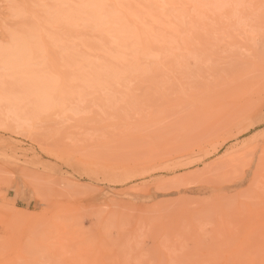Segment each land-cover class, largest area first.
Masks as SVG:
<instances>
[{
	"label": "rangeland",
	"instance_id": "374dc122",
	"mask_svg": "<svg viewBox=\"0 0 264 264\" xmlns=\"http://www.w3.org/2000/svg\"><path fill=\"white\" fill-rule=\"evenodd\" d=\"M28 1L3 3L1 46L53 21L58 0ZM112 1L131 47L46 40L74 115L0 128V264H264V0ZM151 40L165 56L147 61Z\"/></svg>",
	"mask_w": 264,
	"mask_h": 264
},
{
	"label": "bare ground",
	"instance_id": "6f19581e",
	"mask_svg": "<svg viewBox=\"0 0 264 264\" xmlns=\"http://www.w3.org/2000/svg\"><path fill=\"white\" fill-rule=\"evenodd\" d=\"M5 1L6 0H0V18L1 19L5 18V20L7 18V20H8L9 17L5 16L4 10L5 9L6 10L9 9L8 11H14L16 8H15V5H14V9H13V5L12 4H7L6 3V7L4 9L3 7L5 6V4H3V3ZM26 1H28V0H26ZM36 1L37 0H35L34 3ZM38 1L40 2V0H38ZM48 1H51V0H48ZM85 1L89 2L90 4L85 6V7H83V9H81V8L78 9L79 6H81L82 4L85 3ZM111 1L112 0H58L57 3H54V4H56L55 5V9L56 10L53 9L55 11L53 12V19H52L53 21H51V23L48 22V19L46 18L48 25H45V23L44 24L40 23L41 26L45 25L44 27H40L39 28L38 25L36 26V25L33 24L34 26H36L38 28H36V27H35L36 29H32V28L30 29L29 28V30H28V28L26 27V29L24 28V31L22 30L21 32L19 31L21 29H18L17 31H19V32L16 31L15 33L14 32L11 33L10 40H9V42L7 44L2 45V46L0 45V128L1 129L2 128L11 129L14 133H22L23 129L26 126H30L32 123H34L36 120H38L41 117L42 113H44V112L49 113L48 115L50 117H52L53 119H57V120H60V118H64V117L68 116V113H69V115H70V113H73V115H74L75 111L72 109V104H73L72 102H73V100L75 98L73 99L72 93H67L65 91L66 92V94H65V92H62V90L59 88V85L62 84L63 82L59 84V79H58L59 75L58 74L56 75L58 77L53 76L54 72L52 73V71L50 72L47 69L48 67L51 68L52 65L49 66L47 64L48 66L46 67V64H45V60L46 59L44 58V56H43L44 59L42 58V54L44 55V52L46 51V49L48 50V48L45 47L46 46V40H48L49 38L50 39L52 38V35H51L50 31H53V28H57L59 30L58 32H61L62 35H63L62 30H64V29L65 30L68 29V32H69V30H72V29H74V30L76 29V32H77V30L82 29V32H83V30H85V31H88V33H90V34H91V32L93 34L98 33V35L109 39L110 43L114 44L115 46H124V47H127V48L131 47L132 45L131 46H127V43L130 42L132 39H134L136 37V34H134L132 31H128V29H125V27H123L121 29H116L115 26L112 27L113 25H118L120 23H123V21L126 22L129 16L127 15L128 16L127 18H125V16L124 17H121V15L119 16V14L117 12V8L116 9L114 8V6H113L114 3L112 5ZM141 1H143V0H141ZM30 2L33 3V0L30 1ZM161 2L162 1H160V3ZM20 4H19V6H23L25 3L21 4V5ZM27 4L28 3H26V5ZM166 4H167V2H166ZM36 5H35V7H36ZM50 5H51V3H50ZM17 6L18 5H16V7ZM41 6H43V5H41ZM149 6H151V4H149ZM155 6L157 7L156 4L154 5V7ZM27 7H30V6H27ZM162 7H163V4H162ZM180 7L182 8V6H180ZM21 8L22 7H20V8L17 7L18 10L21 9ZM24 8L27 9L26 7H24ZM24 8H22L23 10H21V12L19 10L20 14H19L18 10H16L17 11V12L15 11L16 14H19V15L23 14V16H24V14L27 13L26 10H25V13H23L24 12ZM31 8H33L32 5H31ZM148 8H150V7H148ZM168 8H169V5H167V9ZM11 9H13V10H11ZM46 10H48V9H46ZM150 10L154 11L155 9L150 8ZM184 10L185 9H183V11ZM31 12H32V10H31ZM36 12H38V10ZM13 13L14 12H12V14ZM39 13H40V11H39ZM162 13L165 14L166 12H163V10H162ZM171 14L173 15V13H171ZM32 15H35V12L33 14H31V16ZM166 15H168V14L166 13ZM174 15L175 16H173V17H175L176 20L180 24H182V25L186 24L187 25L186 21L189 18L190 13L179 11L178 14H174ZM13 16L14 15H12V17ZM28 16L29 15H27L26 18H28ZM37 16H40V15H37ZM106 17L107 18H111V21H107L106 20L107 22L104 23V24H106V27L105 26L102 27L100 25L101 19H104ZM169 17H170V15H169ZM21 19H22V23H23L21 25H24L25 21L23 20V18H21ZM33 20H34V18H33ZM36 24H37V22H36ZM33 25H31V26H33ZM74 30H72V31H74ZM72 31L69 32L70 36H72V35L74 36V34L71 35ZM127 32H129L130 34H127ZM77 33H75V34H77ZM56 34H55V36H56ZM66 34H67V32L65 33V38H66ZM83 35H84V32H83ZM53 37H54V35H53ZM55 38H57V37H55ZM145 40H146V38H145ZM59 41H60V39H59ZM59 41L56 42V43L54 41L53 42L54 44L50 45V46H53V48H57V45H58ZM49 42H51V41L49 40ZM149 42H150L149 45H148L147 42H145V46L147 45L148 48L144 47L146 49L145 52L142 53L144 59L146 58V59H148L147 61H149V58H154V60H155L157 58H161L163 56V54L165 56V53H164L165 49L164 48H162L164 52L161 51L160 49H156L155 48L157 45H159V43H156V42H154L152 40L149 41ZM151 42H152V45L154 44V46H150ZM130 44L131 43H129V45ZM164 44H165V42H164ZM167 44H168V42H167ZM107 45H109V44H107ZM50 46H49V48H50ZM167 48H168V46H167ZM53 50L51 51L49 49V51L51 53L53 52L55 54V51H53ZM139 51H140V48H139ZM162 52H163V54H162ZM63 53H64V51H63ZM138 53H137L136 56H138ZM140 56H141V52H140ZM85 62L86 61H84V63ZM75 65H77V64H75ZM94 65H95V63H94ZM60 66L62 67L63 65L60 64ZM60 66H59V70L62 69V68H60ZM50 68H49V70L52 69V68L51 69ZM67 68H71V67H67ZM112 69L113 68H111V70ZM102 70L103 69H101V71ZM60 73H61V71H60ZM100 73L101 72H99V74ZM87 74H88V72L85 73V75H87ZM64 77H66V76H64ZM121 77H122V75H121ZM115 78L117 80H118V78H119V80H121V78L118 77V75H115ZM71 80L73 81V78ZM91 80L90 79H89V81L87 80L86 81V86H84L88 90H90L92 87H95L97 84L99 85V84L104 82V80L102 82V80L99 79V78H98V81H97V79L95 81L92 80L93 82ZM100 80H101V82H100ZM63 81H67V80H63ZM124 82H126V81L124 80ZM65 85H69V84H67L65 82ZM70 86H71V84L69 85V87ZM100 86H102V85H100ZM62 87H64V86L62 85ZM94 89H96V87ZM103 89H104V87H103ZM81 91H83V90H81ZM75 93H76V91H75ZM70 97H72V99ZM70 100H71V102H70ZM204 101L202 103H204ZM206 101L203 104V106L206 105V104L208 105L210 103V99L206 100ZM199 102H201V101H199ZM205 107H207V106L202 107L204 109H202L201 112H203L205 110ZM199 108H200V106H199ZM67 118H69V117H67ZM240 120H238V122H240ZM238 122L233 121L231 124H229L230 126L228 127V130H230L232 132L234 129H236V125L238 124ZM11 124H14V126H12ZM245 148L248 149V147L245 146L243 149L241 148V151L239 150L237 153L235 152L236 154L233 153L232 156L233 155L237 156V157L242 156L246 152ZM256 261H254V262H256ZM252 262H253V259H252ZM252 262H250V264ZM235 263L233 262V264H235ZM209 264H211V263H209Z\"/></svg>",
	"mask_w": 264,
	"mask_h": 264
}]
</instances>
